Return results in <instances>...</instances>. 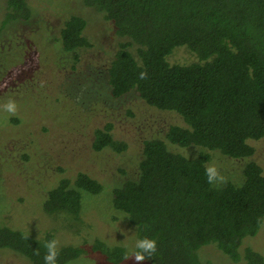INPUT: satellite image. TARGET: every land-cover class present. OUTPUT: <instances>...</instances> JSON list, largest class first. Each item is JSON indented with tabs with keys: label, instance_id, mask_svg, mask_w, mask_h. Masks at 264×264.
<instances>
[{
	"label": "trees",
	"instance_id": "16d2710c",
	"mask_svg": "<svg viewBox=\"0 0 264 264\" xmlns=\"http://www.w3.org/2000/svg\"><path fill=\"white\" fill-rule=\"evenodd\" d=\"M80 1L124 39L106 68L114 97L135 92L149 105L178 113L183 124H171L165 132L171 143L199 145L235 159L256 153L255 142L264 139V0ZM5 2L0 34L33 13L29 0ZM87 27L85 17L72 14L61 28V44L76 60L79 49L92 44ZM177 46L187 47L195 59L170 62ZM7 89L1 92L4 98L6 92L7 99L18 94ZM106 147L127 149L113 136L111 123L95 130L93 148ZM209 160V152L187 157L169 150L164 139H145L138 176L114 187L111 195L114 208L135 226L136 238L157 241L156 252L136 261L131 257L135 246L95 238L58 246L57 264L85 256L100 264H213L202 257L204 245L211 243L233 261L264 264L262 253L243 247L264 222L263 167L251 159L240 183L213 186L204 172ZM103 188L84 171L60 178L42 202L43 212L55 218L52 231L36 237L0 221L6 224L0 225V248L12 249L30 264H44L46 241L56 239L66 216L78 218L82 193L94 195Z\"/></svg>",
	"mask_w": 264,
	"mask_h": 264
},
{
	"label": "rangeland",
	"instance_id": "374dc122",
	"mask_svg": "<svg viewBox=\"0 0 264 264\" xmlns=\"http://www.w3.org/2000/svg\"><path fill=\"white\" fill-rule=\"evenodd\" d=\"M29 6L33 13L28 21L10 24L0 34V102L10 95L1 94L9 86L18 93L10 96L17 102V114L0 112L1 222L36 237L52 231L55 218L42 210L47 192L60 178L84 171L104 188L94 195L82 193L78 218L69 214L65 225L59 224L58 246L100 238L132 249L136 228L114 208L111 193L126 179L138 176L143 141L148 138L164 139L169 150L187 157L209 152L208 164L215 163L224 177L218 185L240 183L251 159L264 170V139L255 142L252 157L241 159L199 145L181 146L165 137L169 125L183 124L178 113L149 105L135 92L114 97L106 68L124 39L95 8L80 0H29ZM5 12L6 2L0 0V22ZM72 14L87 19L85 34L92 42L79 49L77 60L60 40L64 21ZM177 47L169 55L170 62L195 59L187 47ZM107 123L112 124L113 136L127 143L126 150L93 148L95 130ZM246 246L264 255V222L256 236L244 241ZM202 257L213 264H246L233 261L213 243L204 245ZM100 263L96 257L85 256L68 264ZM0 264L30 262L12 249L0 248Z\"/></svg>",
	"mask_w": 264,
	"mask_h": 264
},
{
	"label": "clouds",
	"instance_id": "9594fccd",
	"mask_svg": "<svg viewBox=\"0 0 264 264\" xmlns=\"http://www.w3.org/2000/svg\"><path fill=\"white\" fill-rule=\"evenodd\" d=\"M146 73L141 72V78H144ZM0 112L7 113L10 116L17 114V102L9 98L4 102H0ZM7 119V117H5ZM205 176L209 185L216 186L224 181V177L220 174L215 163H209L205 167ZM44 247L47 249L43 262L44 264H57L58 255V241L56 239H50L46 241ZM157 250V241L154 238L142 237L135 241V247L131 251V257H134L136 261H144L145 259L152 257V254ZM128 254L126 253V257Z\"/></svg>",
	"mask_w": 264,
	"mask_h": 264
}]
</instances>
